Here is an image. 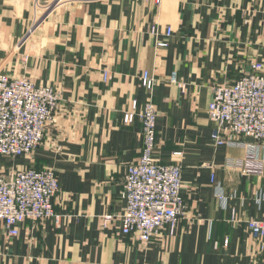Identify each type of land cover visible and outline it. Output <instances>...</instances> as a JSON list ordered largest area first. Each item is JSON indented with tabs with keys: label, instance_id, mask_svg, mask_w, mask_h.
<instances>
[{
	"label": "crops",
	"instance_id": "obj_1",
	"mask_svg": "<svg viewBox=\"0 0 264 264\" xmlns=\"http://www.w3.org/2000/svg\"><path fill=\"white\" fill-rule=\"evenodd\" d=\"M54 2L0 0V68L62 96L39 148L0 157L6 177L55 171L61 219L25 222L17 237L0 222V264H263L248 222L264 219V176L227 168L245 151L216 145L207 109L216 87L264 64V0ZM133 100L157 106L155 155L182 167L187 204L176 234L165 227L147 246L122 233L125 175L143 150L141 124L123 122Z\"/></svg>",
	"mask_w": 264,
	"mask_h": 264
},
{
	"label": "built area",
	"instance_id": "obj_2",
	"mask_svg": "<svg viewBox=\"0 0 264 264\" xmlns=\"http://www.w3.org/2000/svg\"><path fill=\"white\" fill-rule=\"evenodd\" d=\"M55 1V6H61L70 0ZM151 33L158 34L156 26L152 27ZM171 36L172 29L168 28L165 38L157 41V46L167 48ZM104 80H108L107 73ZM172 83H177L175 77ZM141 84L148 92H153L156 87L154 78L147 72L143 73ZM61 101V93L53 87L37 86L27 76H10L0 68V157L26 158L39 148L48 124L56 121ZM207 114L216 125L212 138L217 146L245 151L244 158L229 160L227 168L237 170L243 176L262 178L264 64L254 61L249 74L232 85L216 87ZM157 118V106L152 100L142 106L134 100L123 117L125 125L136 121L141 124L143 150L139 161L130 165L125 175L121 194L126 202L121 217L122 233L135 235L145 246L165 227H169L170 236H174L187 212L182 196V167L163 165L155 155ZM59 191V180L53 169L29 168L13 171L9 177L0 173V222L9 228L11 237L19 236L20 225L28 221L51 219L58 223L61 216L54 210V199ZM248 227L253 237L260 240L259 253L264 264V219L251 220Z\"/></svg>",
	"mask_w": 264,
	"mask_h": 264
},
{
	"label": "rangeland",
	"instance_id": "obj_3",
	"mask_svg": "<svg viewBox=\"0 0 264 264\" xmlns=\"http://www.w3.org/2000/svg\"><path fill=\"white\" fill-rule=\"evenodd\" d=\"M104 75H105V74H104ZM142 75H143V74H142ZM141 77H142V76H141ZM151 78H152V76H151ZM140 79H141V78H140ZM154 80H155V82H156V79H154ZM104 81H105V80H104ZM133 101H134V100H133ZM133 101H132V102H133ZM136 101H137V100H136Z\"/></svg>",
	"mask_w": 264,
	"mask_h": 264
}]
</instances>
